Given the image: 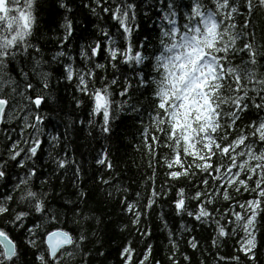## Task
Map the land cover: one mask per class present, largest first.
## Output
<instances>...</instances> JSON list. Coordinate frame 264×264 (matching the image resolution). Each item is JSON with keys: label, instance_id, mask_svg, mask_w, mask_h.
Returning <instances> with one entry per match:
<instances>
[{"label": "snow or ice", "instance_id": "obj_1", "mask_svg": "<svg viewBox=\"0 0 264 264\" xmlns=\"http://www.w3.org/2000/svg\"><path fill=\"white\" fill-rule=\"evenodd\" d=\"M93 2L91 12L97 14L99 9L108 17V27L100 29L103 40L81 44L73 55V22L65 15L61 25L64 35L58 39L57 49L46 58L42 47L33 42L38 0H0V124L4 125L0 128L4 138L0 151V188L4 189L0 192V216L7 218L11 228L24 233L18 246L0 227V264H62L74 253L92 255L84 249L88 236L83 231L73 236L70 231L57 228L45 232L42 244L38 243L41 237L36 230L41 223L37 221L61 223L67 213L84 221L92 217L83 210L88 203L84 193L76 194V200L64 202L61 207L66 212L59 213L50 205L54 198L51 193L43 188L34 190V178L44 176L37 163L43 151L39 127L42 117L36 114L35 122H29V111L18 132L8 128L16 111L15 98L25 97L39 84L48 89L52 76L49 69L53 65L59 69L56 83H68L84 97L76 99V107L87 100L89 124L99 118L100 130L109 134L122 112L133 114L140 119L141 135L150 156L155 157L161 138L170 149L171 155L163 159L172 181L195 177L198 172L194 195L188 197L184 187L177 189L172 201L174 216L181 220L191 217L201 227L211 229L215 234L211 241L214 247L218 240L235 239V264H239L241 255L247 264H256L257 249L264 247L258 240L264 230V45L255 43L249 24L257 9L264 11V0H155V35L144 36L135 46L133 32L139 30V24L134 0ZM59 7L72 11L67 0H59ZM97 56L106 57L115 70L110 81L97 75L98 69L107 66L96 62ZM234 57L239 63L234 62ZM12 65L19 79L9 74ZM121 67L130 69L132 75L124 74L121 79ZM6 87L10 88L7 93ZM116 88L124 98L119 103L114 99ZM26 98L37 110L45 100L38 94L34 100L31 96ZM225 105L230 106L228 110ZM242 115L248 123H243ZM238 121L243 125L240 129L236 128ZM28 128L32 132L25 139ZM58 139L50 136L53 143ZM108 156L105 149L96 162L111 170L114 166ZM54 163L56 169L64 170L75 161L58 159ZM75 172L79 173V168ZM102 183L111 184L106 179ZM114 188L116 192L127 191L119 184ZM230 189L238 197L246 193L247 198L233 202ZM169 191L170 185H162L159 190L153 186L143 209L124 197L122 209L138 224L144 212ZM107 195L111 197L113 192ZM220 198L228 202L224 210L217 206ZM189 200L197 202L194 209ZM19 203L25 208L14 209L13 205ZM73 222L79 224V220ZM180 228L183 232L192 231L184 223ZM144 235L151 233L146 230L141 233ZM173 236L170 231V240ZM188 244L196 249L200 241L193 235ZM41 247L43 250H39ZM31 249L38 251L33 259H28ZM151 251V246H147L137 264H146ZM134 252L131 244L122 246L118 253L121 264H132ZM98 255L105 254L98 251ZM169 259L171 264H179L175 255ZM222 261L220 258L218 264Z\"/></svg>", "mask_w": 264, "mask_h": 264}, {"label": "trees", "instance_id": "obj_2", "mask_svg": "<svg viewBox=\"0 0 264 264\" xmlns=\"http://www.w3.org/2000/svg\"><path fill=\"white\" fill-rule=\"evenodd\" d=\"M134 2L137 4V23L139 24V30L133 32L135 46L144 36L155 35L153 21L157 19V13L153 6L155 0H134ZM182 2L186 3L187 0H182ZM67 3L72 9L70 13L59 7V0H38L33 42L42 47L46 58L57 49L58 39L64 35L61 25L64 23L65 15L73 22V37H70V48L73 55L76 54L81 44L91 40L102 41L100 29L108 27L109 21L106 14L101 13L99 9H97V14L91 12V8L95 7L93 0H67ZM249 29L255 34V43L264 45V11L257 9L254 12ZM65 47L67 49L69 45ZM233 59L234 62L239 63L238 57ZM96 62L107 65L105 69H98L97 75L107 77L110 81L115 70L107 63L106 57L97 56ZM49 70L52 76L49 79L48 89H43L42 84H39L35 90H29L25 97L15 98L16 111L8 128H16L18 132L24 116L28 115L29 111L32 112V115L28 116L29 122H35L36 114L42 117L43 123L39 127L43 151L37 163L44 176L39 177L38 175L34 178L32 182L34 190L43 188L51 193L54 198L50 200V205L59 213L66 212L61 207L64 202L76 200V194L84 193V199L88 203L87 208L83 210L92 219L84 221L82 217H73L71 213H67L63 216L61 223H49L46 219L37 221L41 223V228L36 230L41 237L38 243L42 244L45 232L55 231L57 228L70 231L73 236H78L83 231L88 236L84 249L90 251L92 255L85 257L83 253H74L72 257L65 258L62 264H85V261L87 264H121L118 253L126 244H131L135 249L132 264H137V258L146 254V247L149 245L152 251L148 254L146 264H171L169 258L173 255L179 264H218L220 258H223L222 264H235L232 260V257L238 254L235 239L218 240L217 246L214 247L211 241L215 234L211 229L201 227L191 217H184L181 220L174 216L172 201L177 189L184 187L187 196L191 197L194 195L200 174L197 172L195 177L189 176L187 179L172 181L167 175L168 170L163 159L171 155L170 149L163 145L161 138V146L156 148L155 157L150 156L141 135L140 119L133 114L122 112L120 118L112 123L109 134L100 130L99 118L89 124L88 121L91 118L87 115V100L84 105L77 108L76 99H83L82 94L77 93L74 87L66 82L56 83L59 75L57 66L53 65ZM9 74L19 79L14 65L10 66ZM118 74L121 79L124 74L132 75L131 70L124 67H121ZM33 82L36 83L35 80ZM119 90V88L115 89L116 95L114 96L118 103L124 99L119 96ZM9 91L10 88L6 87L5 92ZM37 94L45 97L44 103L38 110L26 98L31 96L34 100ZM229 107L225 105V110ZM251 111L250 109L248 117ZM242 121L244 124L249 122L244 115H242ZM144 123L145 125L148 123L147 115L144 116ZM241 127L243 125L238 121L236 128ZM0 128H4V125L1 124ZM31 132L32 129H25L24 138L27 139ZM151 134L152 129H149V135ZM235 134V132L232 133L233 136ZM50 136H57L59 139L53 143L50 141ZM3 143L4 138L0 136V151H3ZM149 143H152L151 140ZM105 149L109 153V161L114 166L111 170L96 162ZM58 159H70L75 163L70 164L64 170L56 169L54 160ZM188 162L191 163L190 158ZM76 168H79V173L75 172ZM53 169L56 171L53 172ZM149 177L151 180L148 179ZM41 179L46 183L41 184ZM102 179L109 180L111 184H103ZM116 184L127 191L116 192L114 188ZM162 185L165 187L170 185L171 191L167 192L163 199L158 200L151 209L144 212L138 224H134L131 214H125L122 209V199L127 197L129 202H135L138 208L143 209L152 187L159 190ZM2 191L4 189L0 188V192ZM108 192H113V196L109 197ZM229 193L233 202L237 198L241 200L247 198L246 193L240 194L239 197L231 189ZM137 194H139L138 197ZM227 204L228 202L223 201L222 198L217 201V206L222 210L227 208ZM196 205V201L189 200L190 208L194 209ZM13 208L24 209L25 205L19 203L13 205ZM74 220H79V224L74 223ZM181 223L192 231L183 232L180 228ZM0 227L4 228L13 243L18 246L21 244L24 239L22 229L11 228L7 223V218L3 216H0ZM146 230L151 235L141 236V233H145ZM170 231L174 233L171 240ZM193 235L200 241L196 249H192L188 244ZM258 240L264 244V230L261 231ZM39 250H43V247ZM37 251V249H31L27 258L33 259V254ZM98 251L104 252L105 255L99 256ZM185 256L190 259L185 260ZM256 256V264H264V247L257 249ZM239 264H247L242 255Z\"/></svg>", "mask_w": 264, "mask_h": 264}]
</instances>
